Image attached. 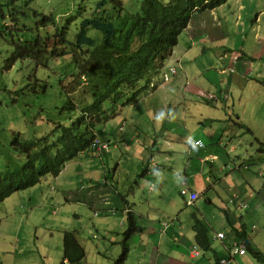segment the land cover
Instances as JSON below:
<instances>
[{
    "label": "crops",
    "instance_id": "obj_1",
    "mask_svg": "<svg viewBox=\"0 0 264 264\" xmlns=\"http://www.w3.org/2000/svg\"><path fill=\"white\" fill-rule=\"evenodd\" d=\"M232 1L238 7L222 10V17L218 11L225 6L193 17L167 62L178 74L142 98L140 113L124 107L122 124L101 127L112 149L83 155L64 170H83L84 190L76 200L85 203L96 191L95 218L105 210L124 228L127 209L135 212L137 231L126 242L122 264H264L247 248L264 254V180L258 178L264 177V0ZM198 141L205 146L195 148ZM152 160L159 168L149 169ZM63 181L57 185L67 189ZM183 182L199 194L192 204L181 195ZM132 190L140 192L124 194ZM46 191L43 184L32 194ZM196 218L207 227L199 237ZM241 246L245 252L235 254Z\"/></svg>",
    "mask_w": 264,
    "mask_h": 264
},
{
    "label": "trees",
    "instance_id": "obj_2",
    "mask_svg": "<svg viewBox=\"0 0 264 264\" xmlns=\"http://www.w3.org/2000/svg\"><path fill=\"white\" fill-rule=\"evenodd\" d=\"M36 1L0 0V35H10L14 49L6 69H12L19 59H31L35 69H50L52 61L58 59L60 72L55 68L51 73L60 75L62 91L57 104L40 105L35 117L36 123L51 126L48 132L33 131L30 139L20 132L12 134L10 149L24 159V163L18 165L13 157L0 156V205L15 193L39 185L47 177H58L69 162L91 152L98 137L97 123L117 116L112 108L107 112L110 104H136L144 90L148 89V93L157 90V85L152 84L164 73L192 17L229 2L138 0V4H132L133 0H96L89 4L86 0H69V3H61L65 8L60 23L58 10L46 12L33 8L34 2L37 6ZM48 27L52 32L46 30L44 34L43 30ZM90 31L100 33L102 40L91 36ZM35 72L28 77L29 84L22 92L25 96L43 93L44 97L49 85ZM66 72L71 74L66 75ZM25 105L29 104L25 102ZM24 110L26 119L31 109ZM100 139L104 140V136ZM96 184L105 185L102 180H97ZM126 217L128 228L123 253L116 264H122L127 258L126 242L137 231L135 212L131 208L127 209ZM167 226L165 223V228ZM196 230L197 237L207 232L199 218H196ZM238 233L246 238L245 232ZM63 236V259L70 264L83 262L87 253L78 232L65 231ZM247 248L264 262V254L250 245Z\"/></svg>",
    "mask_w": 264,
    "mask_h": 264
},
{
    "label": "rangeland",
    "instance_id": "obj_3",
    "mask_svg": "<svg viewBox=\"0 0 264 264\" xmlns=\"http://www.w3.org/2000/svg\"><path fill=\"white\" fill-rule=\"evenodd\" d=\"M86 1L90 4L96 0ZM61 3H69V0H37V6H35L34 2L32 7L39 8L42 11L45 10L46 12L58 10V18L60 23H62L64 16L61 17V12L65 6L62 5L61 7ZM134 3L138 4L139 1L133 0L132 4ZM237 7V5L234 6L232 0H229L223 9L218 11L220 17H222V10L227 13L228 10H234ZM46 30H51V28H45L43 30L44 34ZM89 34L97 37L100 41L102 40V35L98 32L90 31ZM15 37L17 36L14 35L13 40H15ZM227 40L233 42L235 39L228 38ZM13 50L11 36L0 35V156L13 157L15 163L22 165L24 159L14 155L10 149L12 134L20 132L23 137L30 139L34 135L33 131L44 133L51 129V126L47 123H36L35 117L38 115L40 105L46 104L49 106L59 102L62 91L61 83L59 82L61 77L55 72L51 73V71L56 68L55 70L60 72L61 66L60 60L55 59L50 64V69L39 67L35 69L33 63L30 62L31 59L23 61L19 59L13 68L8 70L6 66L11 54L14 53ZM255 52H257L255 54L256 57H258L261 54V48ZM34 70H36L37 77L49 85L47 95L44 97L43 93L40 96L36 94L25 96V93L22 92L23 88L29 84L28 77L32 75ZM69 74L71 73L66 72V75ZM30 81H33L32 77ZM69 81L70 78L66 82ZM157 83L159 87L163 84L160 81H157ZM74 84V81H72L71 85ZM237 86L238 81L236 80L232 87L236 88ZM69 91L72 90L69 89ZM148 92V89H146L141 93L138 102L131 108L132 112L135 114L141 112L140 109L143 107L142 98L146 97ZM25 102L29 105H25ZM24 108L26 110L31 109V113L26 119L23 118ZM234 114L233 111L230 113V115ZM110 120H113L108 122L111 130L116 124H122L124 117L120 114ZM105 124L104 122L97 124V133L100 136L103 135L101 127ZM261 139L264 140V138ZM2 167L1 169H3ZM79 170L82 169L71 168L63 172L62 176L56 178L55 183V179L51 177L48 192L40 198L34 199L33 188H30L15 193L5 201V204L0 206V264H60L59 258L63 257V252L59 254L57 246L61 245L63 247V233L65 231H77L79 239L82 238L87 243V248L89 247L87 258L80 264H116V258L120 257L121 254L118 256H114V254L117 251L116 248H121L125 241V231L128 228V223L124 228H117L114 218L109 216L105 210H101L99 217L95 218L91 208H96V205L101 202L96 191L92 192L91 196L85 200V203L76 200L77 198H82L77 197L76 194H82L84 190V182L80 176L83 170ZM262 170L264 172V165ZM155 178L153 177V184H156V181L154 182ZM258 178L262 181L264 180V177ZM58 179L59 182L65 179L63 182L67 183L69 187L65 189V187L58 186ZM91 190L89 189L88 191ZM139 192L140 190H135V192L132 190L131 193L125 192L124 194L129 198H133ZM67 197L74 198L67 200ZM32 199L34 200L31 203ZM76 206L79 207L77 208ZM95 226H97V230ZM106 233L113 235L115 242L106 241L108 238ZM95 236H98V239H94ZM99 243L102 245L107 243L110 248L104 252V247H101L102 249L96 247V244ZM45 257L47 258L45 259Z\"/></svg>",
    "mask_w": 264,
    "mask_h": 264
},
{
    "label": "clouds",
    "instance_id": "obj_4",
    "mask_svg": "<svg viewBox=\"0 0 264 264\" xmlns=\"http://www.w3.org/2000/svg\"><path fill=\"white\" fill-rule=\"evenodd\" d=\"M225 6V5H224ZM223 7V6H222ZM220 8V7H219ZM218 9V8H217ZM215 10V9H214ZM198 14V13H197ZM196 15V14H195ZM194 15V16H195ZM193 16V17H194ZM192 17V18H193ZM191 23V22H190ZM173 70L175 71V73H173ZM178 74V69L176 68V67H172V66H169L168 67V65L166 64V67H165V70H164V73L162 74V76H161V78L159 79V81L160 82H162L163 84H166V83H168V82H170L171 81V79H173L176 75ZM154 85H157V87L156 88H158L159 86H158V83H157V81H155L154 82V84H152V86L154 87ZM156 91V90H155ZM152 92H154L153 90H152ZM111 105V104H110ZM135 104H131V105H127V106H134ZM127 106H123L122 104H113V105H111V107L110 108H112L113 109V111L115 112V115H119L121 112H122V110H123V108L124 107H127ZM109 108V109H110ZM109 109H106L107 110V112L108 113H110V111H109ZM111 119V118H110ZM109 121V120H108ZM108 121H106V122H104V123H107ZM98 124V123H97ZM96 134H97V138L94 140V144H92V147H91V152H88V154H102V153H104V152H109L110 151V149H112V147H111V145H112V143L110 142V141H105V140H102V139H100L102 136H100L98 133H97V128H96ZM198 142H201L202 144H203V146H198L196 143L197 142H195L194 143V147L196 148V147H199V148H202V147H204L205 145H204V143L202 142V141H198ZM84 154H82V155H80L78 158H76V159H74L73 161H71V162H69L67 165L69 166L70 164H72L74 161H76V160H78V159H80L82 156H83ZM66 165V167H68ZM151 168H149V169H157V168H159V164L155 161V160H152V162H151ZM66 167H65V169L64 170H66ZM64 170L62 171V173L64 172ZM61 173V174H62ZM60 174V175H61ZM59 175V176H60ZM262 175H263V173H262ZM58 176V177H59ZM57 178V177H56ZM56 178H54L55 180H56ZM50 180H51V177H47V178H45L44 180H42L41 181V183L39 184V185H37V186H34V187H31V188H33L32 189V192H33V190L34 189H36V188H40L43 184H46V186H47V191L43 194V196L48 192V190H49V188H50ZM55 180H54V183H55ZM184 183L186 184V187H187V189L189 190V193H193V192H191L190 191V189H189V187H188V185H187V182H183V184H182V189H181V195L183 196V197H188V199H189V202H190V204H192V203H194L195 201H190V198H189V196L188 195H183V193H182V191H183V189H184ZM30 189V188H29ZM52 190H54V188H52ZM25 191V190H24ZM199 195V194H198ZM13 196V195H12ZM11 196V197H12ZM33 196H34V199L35 198H40V197H38V196H36V194H33ZM10 198V197H9ZM34 199H32V201H31V203L33 202V200ZM7 200V199H6ZM5 200V201H6ZM5 201H3V203L2 204H5ZM1 204V205H2ZM0 205V206H1ZM95 215H97V213L95 214ZM0 224H1V220H0ZM218 238H219V235H218ZM224 238H225V235H224ZM223 238V239H224ZM94 239H98V236H95L94 237ZM221 239V238H220ZM196 253H197V255L198 256H200L201 255V253L199 252V250H196ZM67 261V260H66ZM68 262V261H67Z\"/></svg>",
    "mask_w": 264,
    "mask_h": 264
},
{
    "label": "built area",
    "instance_id": "obj_5",
    "mask_svg": "<svg viewBox=\"0 0 264 264\" xmlns=\"http://www.w3.org/2000/svg\"><path fill=\"white\" fill-rule=\"evenodd\" d=\"M173 73H175V71L173 70ZM198 146H203V144L201 142H197L196 143ZM183 195H188L190 198V201H195L199 198V195L197 193H189V190L186 187V184L184 183V189L182 191ZM219 238L223 239L224 238V234H219ZM245 252V247L241 246L239 248H236L234 250L235 254H243Z\"/></svg>",
    "mask_w": 264,
    "mask_h": 264
}]
</instances>
